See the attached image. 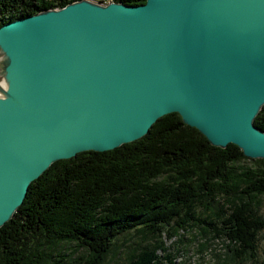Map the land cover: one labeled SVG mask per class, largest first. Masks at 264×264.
<instances>
[{"label": "water", "instance_id": "water-1", "mask_svg": "<svg viewBox=\"0 0 264 264\" xmlns=\"http://www.w3.org/2000/svg\"><path fill=\"white\" fill-rule=\"evenodd\" d=\"M264 0H75L0 27V228L54 162L177 113L264 159Z\"/></svg>", "mask_w": 264, "mask_h": 264}, {"label": "trees", "instance_id": "trees-1", "mask_svg": "<svg viewBox=\"0 0 264 264\" xmlns=\"http://www.w3.org/2000/svg\"><path fill=\"white\" fill-rule=\"evenodd\" d=\"M74 1L0 0V27ZM252 123L264 131V104ZM261 196L263 158L244 157L236 144L213 147L177 113H167L142 138L56 161L34 180L0 228V264H50L67 244L82 247L78 264H104L116 237L135 230L142 238L126 251L127 264H175L179 250L168 252L160 239L179 243L190 234L204 239L200 254L221 240L224 252L213 255L219 264L227 258L260 264Z\"/></svg>", "mask_w": 264, "mask_h": 264}, {"label": "rangeland", "instance_id": "rangeland-1", "mask_svg": "<svg viewBox=\"0 0 264 264\" xmlns=\"http://www.w3.org/2000/svg\"><path fill=\"white\" fill-rule=\"evenodd\" d=\"M99 3H116V2H108V0H93ZM258 213L264 217V196H261V199L258 203ZM182 233V232H181ZM142 238L141 233L138 231H128L126 233H122L118 237H116L115 245L113 248L114 253H111L110 256H107L104 264H127L128 255L126 251L131 250V248L135 247L136 244L139 243ZM175 238L167 239L163 235L160 239L164 242L165 246L168 248V252H176L179 250V254H177V258L175 264H219L217 258L213 257L218 252L223 253L224 248L222 247L221 240H215L211 242L210 246L207 249L204 248L203 253H198V245L203 242L204 239H196L193 240L192 235H186L185 238L179 240L181 242H175ZM258 246V256L257 259L260 264H264V230H260L259 239L256 244ZM82 247L79 248L75 244H67L62 246L58 251H56L52 258L50 259V264H78L80 262L81 255L83 256V252L81 251ZM161 255V253H159ZM85 255V254H84ZM221 264H237L233 263L230 258H227L224 263ZM244 264H250L249 261Z\"/></svg>", "mask_w": 264, "mask_h": 264}, {"label": "built area", "instance_id": "built-area-1", "mask_svg": "<svg viewBox=\"0 0 264 264\" xmlns=\"http://www.w3.org/2000/svg\"><path fill=\"white\" fill-rule=\"evenodd\" d=\"M108 2H114L113 0H108Z\"/></svg>", "mask_w": 264, "mask_h": 264}]
</instances>
